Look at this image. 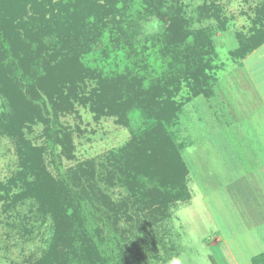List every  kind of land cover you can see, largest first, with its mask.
<instances>
[{
  "label": "trees",
  "instance_id": "16d2710c",
  "mask_svg": "<svg viewBox=\"0 0 264 264\" xmlns=\"http://www.w3.org/2000/svg\"><path fill=\"white\" fill-rule=\"evenodd\" d=\"M185 7L182 0H0L7 108L0 133L17 144L22 171L11 183L25 188L13 202L35 199L55 223L37 264H121L127 235L120 224L130 209L142 201L153 218H168L173 206L191 201L180 113L201 97L213 108L225 63L210 31L190 29ZM217 10L204 4L200 17L221 21ZM154 19L160 30L141 38ZM253 23L229 51L239 66L264 46V2ZM76 104H89L96 120L115 118L130 139L100 166L91 159L66 172L62 157H74L73 131L60 117ZM39 125L43 142L36 145L29 134ZM48 151L54 171L45 163ZM112 187L130 199L114 200ZM253 263L264 264V253Z\"/></svg>",
  "mask_w": 264,
  "mask_h": 264
},
{
  "label": "rangeland",
  "instance_id": "374dc122",
  "mask_svg": "<svg viewBox=\"0 0 264 264\" xmlns=\"http://www.w3.org/2000/svg\"><path fill=\"white\" fill-rule=\"evenodd\" d=\"M182 1L190 29L210 31L218 45V58L225 63L216 94L223 92L231 106L232 131L227 118L213 112L212 101L201 97L184 107L180 121L181 134L189 142L184 155L190 166L191 201L173 206L168 218L161 214L153 218L142 201L130 209L131 219L124 216L120 224L127 235L122 252L125 260L120 262L169 264L179 257L182 264H254L253 259L264 253V212L259 208L256 184L261 174L252 172L251 163L245 162L250 157L261 159L264 148V46L243 60V66L232 61L229 51L237 47V34L250 35L264 0ZM204 4L218 7L221 21L200 17ZM159 30L154 19L144 24L140 37ZM93 86L88 82V89ZM188 91L185 86L178 98L187 97ZM4 102L0 96V115L7 112ZM94 117L89 104H76L74 112L60 117L62 125L73 131L74 157H62L66 172L91 159L100 166L129 141V131L115 118ZM43 132L42 125L34 126L29 134L34 144H42ZM62 152L60 147L56 154ZM51 160L48 151L45 163L54 171ZM19 171L15 140L0 133V264H37L48 252L55 233L52 215L44 212L37 200L13 202L25 189L20 180L11 183ZM108 193L116 201L130 199L123 188L112 187Z\"/></svg>",
  "mask_w": 264,
  "mask_h": 264
},
{
  "label": "crops",
  "instance_id": "0c3cea01",
  "mask_svg": "<svg viewBox=\"0 0 264 264\" xmlns=\"http://www.w3.org/2000/svg\"><path fill=\"white\" fill-rule=\"evenodd\" d=\"M245 61V60H244ZM217 101L220 102L219 105H217ZM213 112H215L216 114H219L220 112V116H223L225 118H227V121L229 122V130L232 131L231 128V121L229 120L230 117L233 116L232 112H231V106L228 104V102L225 100L223 92L221 93V95H216V99L215 102L213 103ZM228 104V107L227 105ZM219 106H222L221 110H217ZM214 113V114H215ZM262 157L260 158H246L245 164H250L251 163V171L254 172H260L261 175H259L258 173V182H256L257 186H258V191H259V197H261V206L259 205V208L261 209V212H264V148H263V152H262ZM255 172V173H256ZM247 194V193H246ZM249 195V194H247ZM256 204V203H255ZM264 222V219H263ZM259 223V222H258Z\"/></svg>",
  "mask_w": 264,
  "mask_h": 264
},
{
  "label": "clouds",
  "instance_id": "9594fccd",
  "mask_svg": "<svg viewBox=\"0 0 264 264\" xmlns=\"http://www.w3.org/2000/svg\"><path fill=\"white\" fill-rule=\"evenodd\" d=\"M169 264H182L181 258L173 257Z\"/></svg>",
  "mask_w": 264,
  "mask_h": 264
}]
</instances>
